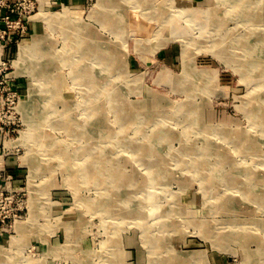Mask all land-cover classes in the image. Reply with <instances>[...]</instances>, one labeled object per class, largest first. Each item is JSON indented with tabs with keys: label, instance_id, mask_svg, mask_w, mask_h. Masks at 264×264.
Wrapping results in <instances>:
<instances>
[{
	"label": "rangeland",
	"instance_id": "obj_1",
	"mask_svg": "<svg viewBox=\"0 0 264 264\" xmlns=\"http://www.w3.org/2000/svg\"><path fill=\"white\" fill-rule=\"evenodd\" d=\"M5 1L6 4L0 3V28L6 29L1 41L6 48L4 60L10 63L22 41H30L42 33L45 41L39 45L41 48L26 58V63H31L35 71L47 52L65 53L62 31L65 27L73 28V22H67L54 26L53 30L47 29L39 14H55L64 9L75 12L81 23L97 39H102L106 49L103 54L110 57L121 48L117 36L121 33L104 26L101 15L110 8L121 12L129 24L119 29L125 31V45L121 54L117 53V69L102 66L110 74L111 84L102 87L99 93L110 95L117 84L114 97L117 96L120 107V102L129 104L134 112L130 122L126 117L129 112L121 108L115 112L105 96L98 100L102 104L96 100L88 103L91 95L84 91H89L90 85L74 86L71 69L59 67V77L71 89L76 123L84 119L91 121V106L104 110V119L96 120L97 115L92 116L96 134L93 136L103 139L98 145L95 143L93 181L111 190H126L137 179H144L145 185H150L144 188L147 193H140L142 202L149 195H156L155 208L172 203L170 214L169 211L158 218L159 208L153 207L144 219L147 226L158 229L152 235L160 249L173 239L179 240L175 247L181 253L202 251L207 264H264V202L260 201L261 196L264 198V125L252 116L255 111L249 112L259 106L264 111V19L252 18L260 13L264 15V0H251V17L241 11V2L235 0H147V8L143 1L135 5L131 0H115L101 8L95 5L97 0H46L42 4L38 0ZM159 11L165 12L160 19L178 20L184 37L167 39L152 52L151 46L157 39L176 28L170 23L168 29L164 24L157 35H150L135 49L136 34L143 30H137L135 24L139 21L148 24L154 33L157 24L149 19ZM135 29L138 32L132 34ZM14 40L20 41L17 46ZM88 63L95 70L100 69L99 60L91 59ZM185 63L189 69L183 77ZM32 68L31 73L9 74L8 80L0 83V94L12 96L6 100L9 109H3L0 114V170L4 169L0 171V196L3 197L0 226L5 224L0 229V264H116L117 253L111 245L108 252L101 251L107 246L105 240L114 224L111 220L120 227L125 264H153L143 242L142 227L128 219L136 216L135 210L122 213L123 219L120 215L105 219L96 210L99 188L95 183L86 185L91 182L89 178L77 176L78 166L84 160L82 156L77 160L73 155L83 143L76 131L56 124L53 117L42 127L37 125L33 118L38 120L36 115L43 109L41 102L29 115L33 100L30 97ZM13 69L8 66L7 71ZM164 72L169 74L166 78ZM40 97L44 98L42 93ZM22 102H25L27 117ZM55 108L62 111L63 101H57ZM193 108L198 109L196 117L193 114L182 117L181 112L193 113ZM193 122L197 125H189ZM31 124L42 147L59 143L54 146L56 153L47 151L43 155L36 148L32 154L30 151L29 158L43 156V168L34 176L29 173V161L23 162L27 146L16 141ZM100 130L101 137H97ZM161 131H167L171 138L155 140V133ZM102 133L111 137H104ZM122 137L133 141V145L123 144ZM208 140L215 144L213 148L200 146ZM141 141L154 144L151 148L157 153L155 156L164 159V174H160L161 168L146 171L155 166L139 160ZM90 142L88 138L86 143ZM54 153L58 156L65 153L68 157L63 158V154L60 160L48 158ZM71 173H76L74 182L80 184L76 194L68 184ZM139 175L143 176L137 178ZM203 185L210 188L205 195ZM139 191L137 188V194ZM77 197L84 199L85 205L76 204ZM255 199L261 205L254 203ZM89 202L91 207L87 206ZM184 208L193 210L191 215L182 217L180 212ZM77 216L78 229L69 233L68 220ZM188 217L192 222L186 221ZM98 251L104 257H98Z\"/></svg>",
	"mask_w": 264,
	"mask_h": 264
},
{
	"label": "bare ground",
	"instance_id": "obj_2",
	"mask_svg": "<svg viewBox=\"0 0 264 264\" xmlns=\"http://www.w3.org/2000/svg\"><path fill=\"white\" fill-rule=\"evenodd\" d=\"M38 1L40 4H42L46 0H38ZM112 1L114 2L115 0H97L95 5L99 8H101V7L108 5L109 2H112ZM131 1H133V3L135 5H137L136 3L143 1V4L146 6V8L149 5L147 0H131ZM235 1L241 2V11L242 12H244V13L247 12L248 16H250V17L252 16V14H253L252 13L253 1H251V0H244V1L243 0L242 1L241 0H235ZM108 8H110V7H108ZM248 8H251L250 12L247 11ZM110 9H111L110 11H109V9H107V13H104L101 15V23H104V26L108 27L109 29H112L115 33H117V31H119L121 33L120 35H117L120 39L119 44H120L121 48L117 49L115 52H113V56H110V57L107 56L106 57V55L103 54V52H105L106 49L104 48L105 44L103 43V41H101L102 39L101 40L97 39V37H95L96 36L95 33H93L91 29L87 28L84 23H81V21L78 19V15L75 12L70 11L68 9H64L62 12L55 13V14H53V13H50V14L49 13H42V14H39V17L44 21V24L47 27V29H50V30H53L54 26H56L58 24L73 22V28L72 29L65 27V28H63V31H62L63 46L66 48L65 53L62 55H57V54L52 53V52H47L45 59L40 58L38 70L35 71L32 68L31 63H30V65L26 63V58H28V56L31 52L41 48L39 45L44 43L45 36H43L42 33L37 34V35L33 34L34 36L32 37V39L30 41H27V42L22 41L19 44L16 57H14L12 60V66L14 69H13V71L10 72V75H20V74L26 73V71L31 73V68L33 69L34 76L32 77V80H31V91H30V97H31V99L33 98V100H32V104L29 107V115H31L34 112L33 110L36 107V105H38V103L41 102V104L43 106V109H40L41 114L36 115V116H38V120L33 118L34 122L37 125L42 127L43 124H45L47 121L50 120L49 118L52 119V117H53L54 122L56 124H58L60 126H64L65 129H68L70 131H73V132L76 131L75 134H77V136L83 140V143L80 145V148L78 147L76 150L73 151V153H74L73 155H75V158L77 160H78V156H82V159L84 161H81L82 165L78 166L79 171L77 173V176L78 177L84 176L86 178H89L91 180V182L89 184H87V183H85V184L90 185V186H92V184L95 183L93 181V179H95V177H96L93 174L94 172H96L93 169L94 168L93 164H94V160H95L94 157L97 155V154H95V149H94L95 143L98 145L101 141H103V139L102 140L96 139L93 136L95 134V131H94V127H93V122H94L93 120L94 119L92 120V116L97 115V117H95L96 120L104 119V116H103L104 110H102L100 107H96V105L93 107L91 106L90 107V110H91L90 111V113H91L90 120L91 121H89V119H88V121H85V119H84V121L82 123H76V120L72 115V111L74 109V103L72 101L71 89L68 87V85H65L63 83L62 79L59 77V72H60L59 67L60 66H67L69 69H71V72L73 73V78H74L73 79V85L74 86L77 85L78 87H82L84 85L86 86V84L90 85V87H88L89 91L83 90L84 93L87 92L86 94H88L90 92L91 96L88 95V98H89L88 103L93 101V100H96L98 103H101V101L99 102L98 100L101 97L105 96V98L107 100H110L112 102V103H110V105H111V107L115 108V112L117 111V109H120V108L123 110H127V113L129 112L128 115H126V117H127V119H129V122H130V119L133 118L134 112L131 110L129 104H127L125 102H124V104H122V102H120L121 103L120 104L121 107H120V106H118V102L116 100L117 96L114 97V95H117V91H116L117 90V84L115 85L116 87L114 86V88L111 89L112 92L110 91L111 92L110 95L109 94L103 95L102 93H99L100 89H102V87H104L107 84L108 85L111 84L110 80L108 79V76L110 74L103 67H114L117 69V67L119 66V65L116 66V63H115L117 61V59L119 58L117 53L121 54L122 47L125 45V38H124L125 37V35H124L125 31H122L119 29H124L125 27H127L129 25L128 23H125V17L121 14V12H119L117 9H114V11H113V8H110ZM245 9H246V11H245ZM258 10H259V8H258ZM164 14H165L164 11H159V12L153 13L151 15V18L149 19V21H152L154 24H157V25H155L156 28H154V30H153L154 33H151V29H150L151 26H148V24L147 25L143 24L141 21H139L135 24V27L137 30L143 29L142 31H139L140 32L139 35L136 34L135 49H139V45L141 44V41L148 39L150 35H152V34L157 35V33H159L163 29L162 27L164 26V24H166L168 29H170V23H171L172 27H174L176 25V28L175 29L172 28L173 30H171V29L168 30V33H166V32L163 33V35H161V37L157 39L156 43L153 46H151L152 52H154V50L157 49L159 46H162L166 42L167 39H170L172 37H178V38L184 37L183 36L184 32H183L182 27L179 24H177L178 20H175V19L172 20V19H169L168 17L160 19L159 18L160 15H164ZM99 18H100V16H99ZM252 18L253 19L256 18L255 20H263L264 15L262 13H260V15H253ZM136 29L133 30L132 34L134 32H138V31H136ZM129 31H131V30H129ZM143 36H145V37H143ZM42 48H45V47H42ZM112 49H113V47H112ZM115 58H116V60H115ZM91 59L99 60L100 69L95 70V68H93L89 65L88 61ZM26 65H27V68H26ZM29 66L31 68H29ZM120 67H122V63L120 65ZM188 69H189V65L187 63H185V69H184V72L182 75L183 77L187 76ZM123 74L124 73L122 72V75ZM35 75H37L39 78L35 77ZM168 75L169 74H167L166 72L163 73L164 78H166ZM172 79L175 80V78H172ZM87 82H89V83H87ZM175 82H176V80H175ZM40 93H42L44 98L40 97ZM50 93H51V96H50ZM60 100L63 101V109H62V111H57L55 108V105H56V102L60 101ZM21 105H22V109H23V111L27 117L28 112L26 111L25 102H22ZM97 108H100L101 110H98ZM177 109L179 111L181 110L179 108H177ZM193 111H194L193 113L181 112L182 117H185V118L190 117L191 114H193L196 117V113L198 114V109L193 108ZM250 111L251 112L255 111L252 113V116H254L256 121L260 122V125H264L263 107L259 106L256 108H251L249 110V112ZM251 112H250V114H251ZM189 125H197V124H196V122H193ZM113 133L115 134V132H113ZM102 134L104 135V133H102ZM95 136H96V134H95ZM107 136L111 137V134H108V135L105 134L104 135V137H107ZM167 136H168L167 131L166 132L161 131L160 133L156 132L155 133V140L161 141V140L165 139ZM234 136H238V134H234ZM41 137H43V136L41 135ZM97 137H101V130H100V135ZM168 137L171 138V136H168ZM88 138L91 139L90 143H86ZM16 141L27 146L26 156L23 157V162L26 164V161H29V164L31 165L30 169H29V173H31L33 176L35 174H39L41 169L43 168V164H42L43 163L42 162L43 156L39 155L36 158L35 157L29 158L30 151L32 154V151H34V148H36L37 152L41 151V153H39V154L43 153V155H46L45 153L47 151H50V152L54 151V149H55L54 146L59 144L57 142H52L46 148L42 147V141L38 137V135L36 134L34 129L32 128V124L30 125V127L28 126L27 129L21 133V135L19 136V138L16 139ZM122 143L123 144L125 143L128 146L133 145V141L129 142L128 139H124ZM202 145H204V147H207V148L208 147L213 148L215 144L210 143L208 140L207 143H203L200 146H202ZM152 146H154V144L152 142L143 143V141H141V144L139 143V146H138L139 147L138 148L139 151L137 153L138 158H139V160H142L144 162H149V165H151V166H155L154 169H152L151 167L146 169V171L148 173L152 172V171H157V169L161 168L160 174H164L165 173V170H164L165 168L163 169L164 159L161 157L155 156L157 153L151 148ZM57 152H58V150H57ZM55 153H54V155L49 154L50 157H48V158L52 157V158L60 160V158L63 156V154H64L63 158L68 157V155L65 157V153H62L59 156ZM28 158H29V160H28ZM75 174L76 173H73V174L71 173L69 175L68 178L70 180H68V184L73 189V192L76 194L78 191V188H80V184L78 183V181L74 182ZM143 175H145V174H143ZM143 175H139L137 178H139V177L141 178V176H143ZM172 175H173V173H172ZM70 176L73 177V179ZM149 176L150 175H148V177ZM163 176H165V175H163ZM143 180L144 179H139V180L137 179V181H136L137 184L133 183L134 185H131L130 188H128L126 190H120V189L111 190L110 188L106 187V185L101 186L102 184L99 185L97 183V185H96V183H95V185L97 186L96 188H99L97 193L100 192V197L96 201V205H97L96 210L100 211L104 215L105 219H113L117 215H120L119 216V218H120L122 216L121 215L122 213H127L130 210L131 211L135 210L136 216L134 217L131 214V216H133V217H129L128 219L132 222L139 223L140 226L142 227V232L144 233L143 242L148 247L150 259H151V262L153 264H187V263L207 264V260L204 257V253H202V251H200V250L195 251L193 253H190V252H184V253L182 252L181 253L179 250H177V247H175V246L177 244V241L179 244V240H175V241L173 239L171 241L169 240L170 242L168 243V246L164 247V249H160L159 244L156 242L157 239L154 238L152 235V233H155L156 231H158V229L153 230L152 228H150V226H147V224L144 222V219L151 212L150 210L153 207H154V209L159 208L156 212L158 215V218L161 217V215H164L169 211H170L169 212V214H170L171 213L170 209H171L172 203L170 205H167V207H164L163 205H160V207H159V205H157V207L155 208V205L157 202V196L156 195L155 196L149 195L148 198L142 202V199L140 198V193H143V192L147 193L144 188H145V186L150 185V184L145 185ZM85 184H82V185H85ZM135 184H136V186H135ZM203 187L204 188H202V192H203V195H205L208 193L206 191L209 187L206 185L205 186L203 185ZM137 188L140 189L138 194H137ZM100 189H102V190L100 191ZM30 190L32 191V184L30 185ZM220 197H221V195H219V198ZM78 200L80 202H78ZM261 200H263V201H261ZM93 201H94V199L91 201V203ZM260 201L264 202V198H262V196L260 198ZM260 201H256V199H255L254 203H258V205H261ZM100 202H101V206L99 207ZM206 202H207V200L205 199V201L203 202V205H202L203 207L206 205ZM75 203L76 204L82 203V205H85L84 199H82V198L76 199ZM87 206L91 207L90 202L87 204ZM192 211L193 210L184 208L183 212H180V213H182V217H184V215L185 216H188L189 214L191 215ZM123 218L124 217L122 216L120 219H123ZM77 219H78V216L76 219L68 220V223H67L68 228L67 229L69 230V233L77 231V229H78ZM189 219L190 218L188 217V219H186V221L192 222V219L191 220H189ZM193 221H195V220H193ZM200 221H203V220H200ZM110 222L114 223V224H112L110 226L111 228L109 227L110 230L108 231L107 240H105L107 246L103 247V249L101 251L108 252V250H110V249H108V245H111L113 247V249L115 250V252L117 253L116 264H125L124 253L120 247V238H119L120 227H119L118 223H115V221L111 220ZM194 223H196V222H194ZM18 226L21 228L20 225H18ZM65 248L66 247L64 246L62 248V250L65 251ZM101 251H98L96 254L99 255ZM86 253H89V252H86ZM98 257H104V255H99Z\"/></svg>",
	"mask_w": 264,
	"mask_h": 264
},
{
	"label": "built area",
	"instance_id": "obj_3",
	"mask_svg": "<svg viewBox=\"0 0 264 264\" xmlns=\"http://www.w3.org/2000/svg\"><path fill=\"white\" fill-rule=\"evenodd\" d=\"M0 3L6 4V1L5 0H0ZM4 20H5V23H7V20L6 19H4ZM8 30H10V27H8ZM5 33H6V29L5 28H3V29L0 28V38H1L0 39V83L6 82L8 80L10 71H7V68H8V66H10V67L12 66V60H13V59L10 60V63L7 60L6 61L4 60V56H5V53H6L5 52L6 48L1 43V41H2V38H3V36H4ZM9 38H11L10 41H12V36L11 35L9 36ZM21 39H22V37L20 38V40ZM15 41L16 40H14V42ZM16 42H17L16 43V46H17L20 41H16ZM8 52H9V50H8ZM11 95H13L12 92H11ZM9 97H12V96L6 95L4 97L3 94H0V114H1V112H2L3 109H9L8 108V105L6 103V100ZM2 170H4V169H1L0 171H2ZM2 199H3V197L0 196V200H2ZM4 225L5 224H1L0 229L3 230Z\"/></svg>",
	"mask_w": 264,
	"mask_h": 264
}]
</instances>
